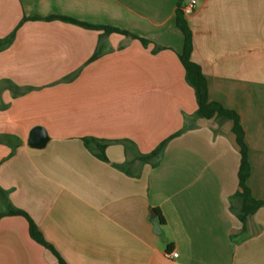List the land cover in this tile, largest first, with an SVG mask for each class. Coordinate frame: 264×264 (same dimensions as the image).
<instances>
[{"label":"crops","instance_id":"crops-1","mask_svg":"<svg viewBox=\"0 0 264 264\" xmlns=\"http://www.w3.org/2000/svg\"><path fill=\"white\" fill-rule=\"evenodd\" d=\"M196 1L192 60L209 100L239 114L264 201V0ZM178 4L0 0V211L27 214L67 264H264V207L238 217L233 122L195 117ZM39 127L42 149L28 144ZM164 141L159 162L142 160ZM0 264L59 262L6 215Z\"/></svg>","mask_w":264,"mask_h":264},{"label":"trees","instance_id":"trees-1","mask_svg":"<svg viewBox=\"0 0 264 264\" xmlns=\"http://www.w3.org/2000/svg\"><path fill=\"white\" fill-rule=\"evenodd\" d=\"M186 0H179L178 9L176 13V25L177 28L182 32L184 37V45L182 53L180 54V61L186 72V80L189 85L194 89L195 96L197 100V110L195 112V117L200 119H219L222 121H232L233 128L232 131L236 137L237 144L240 148L241 164L238 172L239 178V191L235 194V198L240 203L238 217L243 225L246 223L247 218L258 211L260 208L264 207V201H259L253 198L251 190L247 185V181L250 176V164L248 159V147L245 142V131L241 124L240 116L237 112L224 108L221 104L217 102H211L209 100V89L208 83L205 75L202 72L201 67L192 60L193 54V35L192 31L188 25L186 16L184 15L183 8L185 6ZM58 18V17H53ZM63 21L73 22L82 27L88 29H95L102 31L105 35H110L112 33H118L125 36H129L133 39H139L144 45H147V41L140 38L128 31L120 30L118 28L100 25H91L84 22H77L68 18H60ZM14 38V34L6 39V42L10 43ZM85 144L89 146L90 144H97L100 153V158L106 160L104 156V146L99 144L95 139H85ZM167 141L162 142L153 152L145 155L142 160L145 162H153L154 164L159 162ZM153 164V165H154ZM5 194L0 190V199L5 200ZM6 215H21L27 218L29 221V234L31 238L43 246L45 249L50 251L58 259L59 264H67L56 252V250L45 240L42 233L39 231L35 223L29 218L27 214L23 211L13 208L11 205L9 209L5 212L0 211V219ZM162 221V220H161Z\"/></svg>","mask_w":264,"mask_h":264},{"label":"water","instance_id":"water-1","mask_svg":"<svg viewBox=\"0 0 264 264\" xmlns=\"http://www.w3.org/2000/svg\"><path fill=\"white\" fill-rule=\"evenodd\" d=\"M49 142V136L45 129L43 128H35L29 137V146L36 149L44 148ZM152 216L155 217L156 213L153 211Z\"/></svg>","mask_w":264,"mask_h":264},{"label":"built area","instance_id":"built-area-1","mask_svg":"<svg viewBox=\"0 0 264 264\" xmlns=\"http://www.w3.org/2000/svg\"><path fill=\"white\" fill-rule=\"evenodd\" d=\"M197 7V1L196 0H189L187 4H185L183 8V12L185 16H190L194 13L195 9ZM178 257V254L176 252H172L167 254V258L169 259H175Z\"/></svg>","mask_w":264,"mask_h":264}]
</instances>
